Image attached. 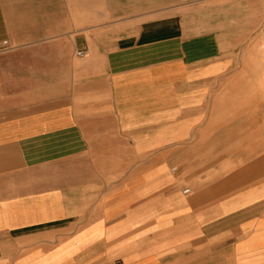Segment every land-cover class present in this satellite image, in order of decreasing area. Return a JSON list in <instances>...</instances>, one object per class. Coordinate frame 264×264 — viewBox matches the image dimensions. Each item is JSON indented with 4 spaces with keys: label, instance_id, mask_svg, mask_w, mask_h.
Segmentation results:
<instances>
[{
    "label": "crops",
    "instance_id": "obj_1",
    "mask_svg": "<svg viewBox=\"0 0 264 264\" xmlns=\"http://www.w3.org/2000/svg\"><path fill=\"white\" fill-rule=\"evenodd\" d=\"M249 2L0 0V264H264Z\"/></svg>",
    "mask_w": 264,
    "mask_h": 264
},
{
    "label": "rangeland",
    "instance_id": "obj_2",
    "mask_svg": "<svg viewBox=\"0 0 264 264\" xmlns=\"http://www.w3.org/2000/svg\"><path fill=\"white\" fill-rule=\"evenodd\" d=\"M249 1V4L244 3L242 14H239L238 21H234L233 28L226 27L224 45L233 63L231 76L234 78L231 90L227 91L232 97L229 120L237 123L239 130L240 124L244 123L243 129L257 127L262 132L264 51L257 47V40L259 38L262 42L264 39V0Z\"/></svg>",
    "mask_w": 264,
    "mask_h": 264
},
{
    "label": "bare ground",
    "instance_id": "obj_3",
    "mask_svg": "<svg viewBox=\"0 0 264 264\" xmlns=\"http://www.w3.org/2000/svg\"><path fill=\"white\" fill-rule=\"evenodd\" d=\"M252 18V17H251ZM259 38H258V45H257V47H259L260 48V51L262 52V51H264V39H263V41L262 42H259ZM261 43V44H260ZM261 56H262V54H261ZM260 59H261V57H260ZM264 81V80H263Z\"/></svg>",
    "mask_w": 264,
    "mask_h": 264
},
{
    "label": "built area",
    "instance_id": "obj_4",
    "mask_svg": "<svg viewBox=\"0 0 264 264\" xmlns=\"http://www.w3.org/2000/svg\"><path fill=\"white\" fill-rule=\"evenodd\" d=\"M263 28H264V27H263ZM4 45H5L6 47H8V43H7V42H5ZM78 56L82 57V56H84V53H79ZM263 134H264V131H263ZM188 192H189V191L187 190L185 193H188Z\"/></svg>",
    "mask_w": 264,
    "mask_h": 264
}]
</instances>
